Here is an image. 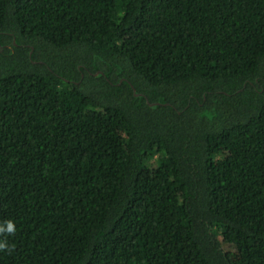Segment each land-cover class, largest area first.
<instances>
[{"label":"trees","instance_id":"1","mask_svg":"<svg viewBox=\"0 0 264 264\" xmlns=\"http://www.w3.org/2000/svg\"><path fill=\"white\" fill-rule=\"evenodd\" d=\"M9 220L0 264H264V0H0Z\"/></svg>","mask_w":264,"mask_h":264},{"label":"clouds","instance_id":"2","mask_svg":"<svg viewBox=\"0 0 264 264\" xmlns=\"http://www.w3.org/2000/svg\"><path fill=\"white\" fill-rule=\"evenodd\" d=\"M5 223H6V227L0 226V234L7 233L8 235H14L16 231L15 223L11 220L6 221ZM4 250L11 251L6 239L0 240V251H4Z\"/></svg>","mask_w":264,"mask_h":264},{"label":"rangeland","instance_id":"3","mask_svg":"<svg viewBox=\"0 0 264 264\" xmlns=\"http://www.w3.org/2000/svg\"><path fill=\"white\" fill-rule=\"evenodd\" d=\"M222 247L224 249V251H226L227 253H229L230 258L235 261L239 258L238 253L233 250L230 246L226 245L225 243L222 244Z\"/></svg>","mask_w":264,"mask_h":264},{"label":"water","instance_id":"4","mask_svg":"<svg viewBox=\"0 0 264 264\" xmlns=\"http://www.w3.org/2000/svg\"><path fill=\"white\" fill-rule=\"evenodd\" d=\"M136 95H139V94H136ZM150 105H158V103H154V104H152V103H150V102H148Z\"/></svg>","mask_w":264,"mask_h":264}]
</instances>
